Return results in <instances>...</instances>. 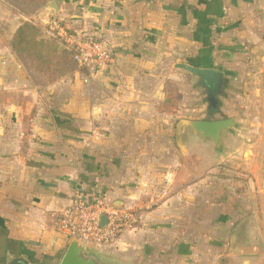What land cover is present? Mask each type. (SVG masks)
Here are the masks:
<instances>
[{
  "label": "crops",
  "instance_id": "1",
  "mask_svg": "<svg viewBox=\"0 0 264 264\" xmlns=\"http://www.w3.org/2000/svg\"><path fill=\"white\" fill-rule=\"evenodd\" d=\"M51 1L56 2L57 12L49 9ZM263 3L264 0H47L45 10L82 23L84 29H76L102 38L115 57L104 67L83 68L92 78L86 96L88 104L83 107L77 102L72 107L71 114L82 123L70 126L69 142L61 137L47 139L48 130L55 133L61 128L45 123L21 124V140L0 141V147L13 153L8 157L0 155V178L6 181L0 185V264H9L16 256L26 258L29 264H47L50 260L59 264L68 236L56 230L50 216L69 204L79 187L100 186L105 201L119 209L125 206L126 199L136 197L133 194L137 192L131 193L123 182L113 184L118 168L109 165L114 160L127 168L134 166L141 179L145 176L142 163L172 162L169 140L176 135L181 118L174 123L175 107H160L167 99L161 78L193 77L179 67L181 63L216 68L227 76L220 67H232L245 43L250 44V59L257 56L258 44L264 40V6H259ZM208 60L214 65H206ZM76 99L81 96L76 94ZM27 131L34 133L26 134ZM113 131L119 134L115 136ZM186 131L192 129H183L180 144ZM192 133L197 143L204 140ZM64 143L70 145L64 155L59 149L46 154L45 147L56 148ZM20 144L25 152L11 150ZM175 144L180 146L176 140ZM115 145L119 148L112 149L109 157L96 149ZM128 146L135 150H125ZM34 147L37 150L31 154L30 148ZM185 149L188 151V147ZM157 150H161L160 154ZM146 169L152 171L150 165ZM190 173L188 169L161 173V179L166 181L165 196L157 199L158 206L150 211L137 206V226L132 224L112 243L84 244L106 264H128L123 258L134 252H139L141 261L147 244L140 236L143 227L175 226L169 214L178 199L189 198ZM153 174L159 175L157 171L150 173ZM1 199H6V204H1ZM42 248L49 254H35ZM154 250L155 255L162 251L154 246L150 252ZM26 254H32V259Z\"/></svg>",
  "mask_w": 264,
  "mask_h": 264
},
{
  "label": "rangeland",
  "instance_id": "2",
  "mask_svg": "<svg viewBox=\"0 0 264 264\" xmlns=\"http://www.w3.org/2000/svg\"><path fill=\"white\" fill-rule=\"evenodd\" d=\"M46 1L0 0V141L2 143L11 138L21 140L24 135L21 126L32 123L58 126L61 131L51 133L48 130L46 138L61 137L69 142L72 134L70 126L82 123V120L76 119L77 117L71 114V109L77 105V102L83 107L88 104L86 96L92 78H88L89 73L86 69L75 65L71 53L65 49L64 43L57 36V31L48 25L50 20L55 19L65 25L69 32H73L78 26L84 29L82 23H76L74 19L45 10ZM259 6H264V3ZM24 21L32 23L38 29L39 32L37 31L35 36L37 41L47 40L48 36L50 40L31 44L29 47L26 45V49L22 52L12 51L14 32ZM26 32L31 35L30 30ZM260 43L257 56L250 59L252 55L250 44L245 43L244 50L236 55L239 60L234 59L236 63L232 67H220L227 76H224L220 101L216 102L214 108L209 109L206 94L193 77L160 80L167 98L160 107L169 110L175 107L174 123L180 118L236 119L235 127L224 133L223 143L219 149L209 140L199 138L197 143L192 131H186L180 146L175 144V133L170 136L169 146L173 153L170 154L174 156L172 162L141 164L145 175L142 179L138 178L139 174L136 175L134 166L127 168L124 163H119L117 160L110 165L105 164L109 167L113 166V169L118 168L117 172H123L118 175L114 171L116 174L113 184L119 185V182H123L132 190L131 193L137 192L139 195L138 197L137 194H133L136 197L126 199L125 206H122V209L128 208L133 212L135 217L133 225L136 223V226L139 221L140 206L145 212L150 211L158 206L157 199L165 196L166 181L161 179V173L180 169L191 171L189 198L185 196L178 199L174 203L172 215L169 214L175 226H144V231L140 235L141 239L147 241L144 245V258L140 261L139 252H134L127 259L123 258L124 263L264 264V59L262 58L264 40ZM206 65L214 64L212 60H208ZM76 94L81 96V99L77 100ZM33 133L34 131L26 132V134ZM111 133L115 136L119 134L118 131ZM183 144L188 147V151ZM69 147L70 145L64 143L56 148L44 149L46 154L59 149L58 151L64 155ZM118 148L115 145L111 148L107 146L96 149L109 157L111 150ZM34 149L37 150V147L30 148L31 154ZM11 150H19L21 153L26 151L21 144ZM125 150L133 151L135 148L128 146ZM160 151L157 150L156 153ZM182 152L187 155L182 156ZM12 154L7 147H0V155L8 157ZM148 165L152 171L146 169ZM154 171L159 175H150ZM1 184H6L5 179L0 178ZM100 188L98 186L99 191L103 192ZM5 200L1 199V204H6ZM139 200L141 203L137 205ZM106 201L112 205L111 201ZM57 214L58 211H55L50 216V221L59 232L56 224ZM238 222L240 223L234 239H231L233 228ZM69 242L70 238L67 237L63 250L67 248ZM154 246L162 251H157L155 255L156 250H154L152 254L150 249L152 250ZM90 247L101 253L92 245ZM43 250L45 249L42 248V251L35 254H49ZM167 250L170 252L167 253ZM28 254L26 257L30 259L33 255ZM54 261L55 263L51 260L46 262L56 264V260Z\"/></svg>",
  "mask_w": 264,
  "mask_h": 264
},
{
  "label": "built area",
  "instance_id": "3",
  "mask_svg": "<svg viewBox=\"0 0 264 264\" xmlns=\"http://www.w3.org/2000/svg\"><path fill=\"white\" fill-rule=\"evenodd\" d=\"M48 25L57 31L78 67L96 69L113 62L114 52L102 38L77 29L69 32L55 19ZM132 213L129 209L109 205L104 194L94 186L89 189L79 187L73 192L70 203L58 211L56 224L58 230L70 239L104 245L114 242L120 233L131 227L135 221ZM102 215L106 216L104 226L100 222Z\"/></svg>",
  "mask_w": 264,
  "mask_h": 264
},
{
  "label": "water",
  "instance_id": "4",
  "mask_svg": "<svg viewBox=\"0 0 264 264\" xmlns=\"http://www.w3.org/2000/svg\"><path fill=\"white\" fill-rule=\"evenodd\" d=\"M49 9L57 12L55 1H51ZM179 67L187 70L194 78L197 79V85L204 89L207 100L215 105L218 101L217 95L223 93L224 75L221 70L212 67H197L194 65L181 63ZM235 118H220L208 120H186L181 119L176 124L175 140L180 145V133L187 126L192 129L194 134L200 135L204 140H210L213 146L219 149L223 143V135L235 127ZM101 225L106 224V216L100 217ZM239 225V224H238ZM234 227V232L237 230ZM234 238V234L232 236ZM9 264H29L26 258L16 256L11 259ZM59 264H106L101 261L97 255L92 252L86 244L77 238L70 239V242L62 256Z\"/></svg>",
  "mask_w": 264,
  "mask_h": 264
},
{
  "label": "trees",
  "instance_id": "5",
  "mask_svg": "<svg viewBox=\"0 0 264 264\" xmlns=\"http://www.w3.org/2000/svg\"><path fill=\"white\" fill-rule=\"evenodd\" d=\"M28 30L31 31V35L27 34L26 31ZM37 31L38 29L32 23L28 21L21 22V24L17 27L14 32L12 40V49L17 52H22L26 49L27 46L29 47L31 44L43 43L44 41L50 40V36H48L47 40L37 41L35 38Z\"/></svg>",
  "mask_w": 264,
  "mask_h": 264
},
{
  "label": "flooded vegetation",
  "instance_id": "6",
  "mask_svg": "<svg viewBox=\"0 0 264 264\" xmlns=\"http://www.w3.org/2000/svg\"><path fill=\"white\" fill-rule=\"evenodd\" d=\"M202 88V87H201ZM203 89V88H202ZM203 91H204V89H203ZM206 94V93H205ZM221 94H218L217 95V99L219 100V96H220ZM207 98V97H206ZM208 99V98H207ZM208 106H209V109H211V108H214V105H212V103L210 102V101H208Z\"/></svg>",
  "mask_w": 264,
  "mask_h": 264
}]
</instances>
